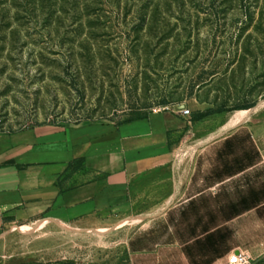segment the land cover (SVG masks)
<instances>
[{"label": "rangeland", "instance_id": "1", "mask_svg": "<svg viewBox=\"0 0 264 264\" xmlns=\"http://www.w3.org/2000/svg\"><path fill=\"white\" fill-rule=\"evenodd\" d=\"M180 105L264 127V0H0V130ZM135 225L9 222L0 264H142L127 250ZM239 234L248 264H264V203Z\"/></svg>", "mask_w": 264, "mask_h": 264}, {"label": "crops", "instance_id": "2", "mask_svg": "<svg viewBox=\"0 0 264 264\" xmlns=\"http://www.w3.org/2000/svg\"><path fill=\"white\" fill-rule=\"evenodd\" d=\"M193 116L165 107L118 123L0 130V227L107 216L110 229L136 224L132 262L251 257L239 232L264 203V127L239 112Z\"/></svg>", "mask_w": 264, "mask_h": 264}, {"label": "built area", "instance_id": "3", "mask_svg": "<svg viewBox=\"0 0 264 264\" xmlns=\"http://www.w3.org/2000/svg\"><path fill=\"white\" fill-rule=\"evenodd\" d=\"M177 110L184 115H191V110L186 105L177 107ZM250 255L245 251L232 252L228 260L224 264H248L250 261Z\"/></svg>", "mask_w": 264, "mask_h": 264}, {"label": "trees", "instance_id": "4", "mask_svg": "<svg viewBox=\"0 0 264 264\" xmlns=\"http://www.w3.org/2000/svg\"><path fill=\"white\" fill-rule=\"evenodd\" d=\"M213 112H214L213 110H209V111L203 113L201 116H199V117H194V118H195L196 120H198V119H200V118H202V117H205V116H207V115H209V114H211V113H213ZM146 115H147V114H146ZM146 115H143V116H141V117H144V116H146ZM137 118H140V117H137ZM133 119H135V118H131V119H128V120H126V121L133 120Z\"/></svg>", "mask_w": 264, "mask_h": 264}, {"label": "water", "instance_id": "5", "mask_svg": "<svg viewBox=\"0 0 264 264\" xmlns=\"http://www.w3.org/2000/svg\"><path fill=\"white\" fill-rule=\"evenodd\" d=\"M180 106H182V105H180ZM180 106H179V107H180ZM236 252H239V251H236Z\"/></svg>", "mask_w": 264, "mask_h": 264}]
</instances>
